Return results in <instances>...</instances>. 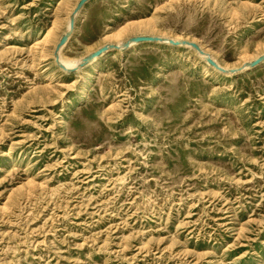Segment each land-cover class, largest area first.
Wrapping results in <instances>:
<instances>
[{
	"label": "rangeland",
	"instance_id": "1",
	"mask_svg": "<svg viewBox=\"0 0 264 264\" xmlns=\"http://www.w3.org/2000/svg\"><path fill=\"white\" fill-rule=\"evenodd\" d=\"M80 1L0 0V264H264V0H90L66 68Z\"/></svg>",
	"mask_w": 264,
	"mask_h": 264
},
{
	"label": "water",
	"instance_id": "2",
	"mask_svg": "<svg viewBox=\"0 0 264 264\" xmlns=\"http://www.w3.org/2000/svg\"><path fill=\"white\" fill-rule=\"evenodd\" d=\"M90 0H81L79 2V4L77 5L74 13H73V16L71 17L70 19V32L68 34H66L62 39L61 41L59 42L58 46H57V49H56V58H57V61H58V58H59V52L60 50L63 48V46H65L69 40V36H70V33L74 30L75 28V17L77 16V14L81 11V9L84 7V5L89 2ZM133 41L134 42H144V41H162V39L158 38V37H135L133 38ZM171 43L173 44H178L177 42L171 40L170 41ZM186 44V42H185ZM187 44L191 45L193 48H195L199 53H201L202 55L205 56V52L201 49V47H199L197 44L195 43H190V42H187ZM126 47H129V43H127ZM115 48L118 49L117 46H115ZM108 50V47L105 46L101 49H99L98 51L94 52L93 54H91L89 57H87L85 60H84V63H88L90 60L100 56L104 51ZM264 60V56L256 59L255 61H253L252 65L253 66H258L261 64V62ZM207 61L214 67L216 68H220L217 63L208 57Z\"/></svg>",
	"mask_w": 264,
	"mask_h": 264
},
{
	"label": "bare ground",
	"instance_id": "3",
	"mask_svg": "<svg viewBox=\"0 0 264 264\" xmlns=\"http://www.w3.org/2000/svg\"><path fill=\"white\" fill-rule=\"evenodd\" d=\"M75 11V10H74ZM74 13V12H73ZM73 16V15H72ZM144 26V25H143ZM68 31H67V34H68V32H70V23L68 24ZM126 32V29H122V30H119V31H117V32H115L112 36V38H120L124 33ZM48 37H49V33H48V35H47ZM48 37L46 38V40H48ZM162 39V38H161ZM164 39H166V38H163L162 39V41H144V42H160V43H168L167 42V39H166V41H164ZM169 39V38H168ZM45 40V41H46ZM69 41H70V36H69V40H68V42H67V44L69 43ZM164 41V42H163ZM171 40H169V43L170 44H173V43H171L170 42ZM178 41V40H177ZM180 41V40H179ZM144 42H134L133 41V38L132 39H130V42L129 41H127L125 44H124V49H127V50H129L131 47H133L134 45H139V44H142V43H144ZM127 43H129V47H126V45H127ZM59 44V43H58ZM58 44H57V46H58ZM66 44V45H67ZM121 44V43H120ZM65 45V46H66ZM183 44L182 43H180V45H177L178 47H180V46H182ZM65 46H63V48L65 47ZM107 47H108V50H106V51H104L100 56H98V57H96V58H94V59H92V60H90L89 62H88V65H90V66H93V67H95V69H97V67H98V64H99V61L103 58V57H105L108 53H110V52H112V51H114V50H111V49H116L115 48V46L116 45H106ZM105 47V46H104ZM118 47V46H117ZM62 48V49H63ZM56 49H57V47H56ZM56 49H55V54H54V56H55V59H56V61H57V58H56ZM62 49L60 50V52H59V58H58V63L63 67V65L66 67V68H72V67H78L80 64H81V60H65L63 57H62V55H61V51H62ZM201 54V53H200ZM206 54V53H205ZM202 55V54H201ZM207 55H205V56H203V58H205L206 60L208 59V57H206ZM202 57V56H201ZM262 57V56H261ZM260 58V57H259ZM83 61H84V59H83ZM83 61H82V63H83ZM262 62H264V60L262 61ZM63 65H62V64ZM218 64V63H217ZM254 66L252 65V63H249V65H248V68L249 69H251V68H253ZM94 69V68H93ZM216 69V68H215ZM226 69V68H225ZM236 72V71H235ZM84 88V87H83ZM82 92L84 93V94H86V89H84V90H82Z\"/></svg>",
	"mask_w": 264,
	"mask_h": 264
}]
</instances>
